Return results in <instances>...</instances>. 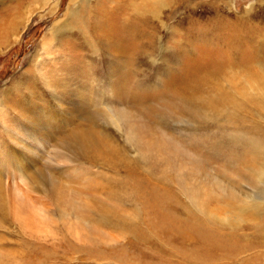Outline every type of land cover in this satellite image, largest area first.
Wrapping results in <instances>:
<instances>
[{
	"label": "rangeland",
	"instance_id": "obj_1",
	"mask_svg": "<svg viewBox=\"0 0 264 264\" xmlns=\"http://www.w3.org/2000/svg\"><path fill=\"white\" fill-rule=\"evenodd\" d=\"M68 1L0 0V264H264V0L167 4L110 98L74 31L41 47Z\"/></svg>",
	"mask_w": 264,
	"mask_h": 264
},
{
	"label": "bare ground",
	"instance_id": "obj_2",
	"mask_svg": "<svg viewBox=\"0 0 264 264\" xmlns=\"http://www.w3.org/2000/svg\"><path fill=\"white\" fill-rule=\"evenodd\" d=\"M41 1L40 6H43L45 0ZM136 1L137 0H69L62 16L49 27L41 47L44 50L45 46L48 45L46 51L52 46L56 48L64 40L62 32L74 31L69 36L74 37L76 40L79 39L75 36H80L84 42H87V46L92 54L98 53L97 56L100 55L105 59V61L102 60L103 63L108 60L107 66L109 70L106 71L107 79L104 86L106 87L107 85L109 93L107 97L104 96L105 98L112 97L118 89L117 86L120 85H123L121 88L127 87L130 92L137 91V87H142L141 84L136 81L135 84H133L134 81L128 83V77L132 73H135L137 68L140 69L138 67L140 56L143 57L145 65L147 61L149 64L154 63L156 57H158L160 61L162 60V67L168 62L165 56V53H167L166 51L169 50L167 44L166 42L162 43L161 36L158 34L157 36L154 32L156 28H159L157 26H162L166 33L170 32L166 28L162 16H159L160 10L167 4H170V6H174V4L179 5V1L182 0H144L146 6L142 8V10H138L139 5ZM56 7L57 4L53 5L50 8L51 12H53V9L55 10ZM3 26L4 25L0 26V43H2L1 39L5 32V27ZM172 31L171 29V32ZM179 37V39H175L178 45L181 43V36L179 35ZM96 38H99L98 41H96ZM99 41H103L106 44L103 49H99ZM129 41H136L138 45L131 49L127 44ZM55 43H58L57 46L54 45ZM46 51L43 52L46 53ZM152 52L155 53V56ZM125 57H128V60L124 59ZM37 61H41V58ZM31 66L33 67V65ZM137 71L139 72V70ZM50 72L53 73L52 70H50ZM53 74L55 75L50 78L51 84L55 87L63 88V85L59 83L61 77H58L56 73ZM53 77H55V79ZM58 84L60 86H57ZM64 88L71 90L68 84H66ZM104 88L102 90H104ZM98 90L100 89L98 88ZM100 92L97 91L96 93H91V95L101 94ZM87 95L90 96L89 92ZM83 96L84 95L79 94V98L82 100ZM86 97L87 96H85V98ZM133 97L134 94L131 93L126 99H132ZM246 210L247 209H245V211Z\"/></svg>",
	"mask_w": 264,
	"mask_h": 264
}]
</instances>
